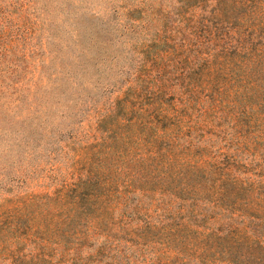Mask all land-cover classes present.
Wrapping results in <instances>:
<instances>
[{
    "label": "rangeland",
    "instance_id": "obj_1",
    "mask_svg": "<svg viewBox=\"0 0 264 264\" xmlns=\"http://www.w3.org/2000/svg\"><path fill=\"white\" fill-rule=\"evenodd\" d=\"M0 264H264V0H0Z\"/></svg>",
    "mask_w": 264,
    "mask_h": 264
},
{
    "label": "trees",
    "instance_id": "obj_2",
    "mask_svg": "<svg viewBox=\"0 0 264 264\" xmlns=\"http://www.w3.org/2000/svg\"><path fill=\"white\" fill-rule=\"evenodd\" d=\"M225 1V0H224ZM225 13V10L223 9V8H218V9H216L215 11H214V14H217V16L218 15H220V14H224ZM224 16H226V14H224ZM219 20H220V22H219V24L220 25H222V23H223V19H221V18H219V17H217ZM217 29H219L220 27H216ZM211 33H213L212 31L210 32V34Z\"/></svg>",
    "mask_w": 264,
    "mask_h": 264
}]
</instances>
